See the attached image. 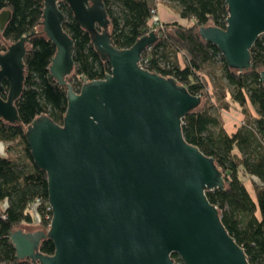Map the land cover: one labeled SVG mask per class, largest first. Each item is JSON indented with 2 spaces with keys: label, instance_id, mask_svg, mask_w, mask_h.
<instances>
[{
  "label": "water",
  "instance_id": "water-1",
  "mask_svg": "<svg viewBox=\"0 0 264 264\" xmlns=\"http://www.w3.org/2000/svg\"><path fill=\"white\" fill-rule=\"evenodd\" d=\"M60 1L110 67L78 91L67 82L74 43ZM224 1L225 27L200 26L198 34L240 72L250 68V48L264 33V0ZM43 5L42 31L55 46L48 70L66 87L67 106L61 124L39 115L26 127L31 157L46 172L51 218L45 230L9 233L15 257L32 264H176V253L183 264H254L207 199V190L224 187L221 170L182 134V118L200 96L139 64L158 35L151 30L119 49L103 0ZM10 16L0 11V31ZM27 40L0 52V118L7 122L19 121ZM259 78L264 85V69ZM46 238L52 254L38 249Z\"/></svg>",
  "mask_w": 264,
  "mask_h": 264
},
{
  "label": "trees",
  "instance_id": "trees-1",
  "mask_svg": "<svg viewBox=\"0 0 264 264\" xmlns=\"http://www.w3.org/2000/svg\"><path fill=\"white\" fill-rule=\"evenodd\" d=\"M114 1L116 12L109 7L111 0H103L110 19L111 41L116 48H129L147 33V22L155 7L150 0ZM167 1L179 19L163 24L160 36L149 50L142 52L141 58H148L147 70L172 76L191 94L200 96V104L182 118L183 137L214 158L223 174L224 187L207 190V199L216 206L222 224L243 248L248 260L264 264V142H261L264 85L259 78V72L264 69V35L250 48V68L239 72L228 67L219 49L198 34L200 26L225 27L228 12L224 0ZM43 6V0H0V11L11 12L0 31V52L28 35L23 89L15 102L19 121L0 118V142L8 145L6 155L0 156V202H6L4 210L0 207V264H32L29 259L15 257L9 233L32 221L28 208L33 202H41L36 208L41 228L45 229L51 218V210L46 209V172L34 163L26 140V127L34 118L46 115L61 124L67 106L66 87L52 78L48 70L55 46L42 31ZM58 6L64 14L63 29L74 43V67L67 82L77 91L83 82L103 78L110 67L94 49L90 33L75 21L67 4L60 1ZM178 53L187 56L183 67L179 65ZM216 57L221 61V76H215V85L209 93L199 74L211 71ZM3 84L6 86L7 82ZM232 103L243 113V123L228 134L211 107L228 110ZM249 105L256 116H252ZM16 146L20 148V158L9 150ZM241 175L250 177V188L243 183ZM38 249L52 254L54 244L49 238L42 239ZM171 258L176 264H183L176 253H171Z\"/></svg>",
  "mask_w": 264,
  "mask_h": 264
},
{
  "label": "rangeland",
  "instance_id": "rangeland-1",
  "mask_svg": "<svg viewBox=\"0 0 264 264\" xmlns=\"http://www.w3.org/2000/svg\"><path fill=\"white\" fill-rule=\"evenodd\" d=\"M153 4V6L156 8L158 4H164L167 8L173 11H175L172 7V5L169 4V2L167 0H150ZM109 7L110 9H112L113 11H118V7H117V3L114 1V0H111V2L109 3ZM159 20L162 21V23L164 24L165 21H168V20H171V19H162L160 16L158 17ZM177 18V17H176ZM173 20V19H172ZM161 34V33H160ZM158 35V34H156ZM264 35L263 34H260L259 36H262ZM160 36V35H159ZM177 59H178V62H179V65L180 67H183L187 61V56L182 54V53H178L177 54ZM221 68H222V65H221V61L219 60L218 57H216L214 59V63L212 65V68H211V71H203L199 74L200 78H201V81L204 82V84L206 85V88H207V91L209 93L212 92V87L215 85V76H221ZM70 76V75H69ZM68 76V77H69ZM67 77V78H68ZM222 82L224 83L225 81L222 80ZM213 100V98H212ZM249 109H250V105H249ZM251 111V110H250ZM211 112L218 116L220 118V121L222 122V126H223V119L222 118H233L235 116H237L240 114L243 116V113L236 107V105L234 103L231 104V106H229V109L228 110H221V111H217L215 109L214 106L211 107ZM252 114V113H251ZM253 116V115H252ZM243 123V122H242ZM241 123V124H242ZM240 124V125H241ZM239 125V126H240ZM4 145H2V148L4 149V151L6 152V147L8 145H6V143H3ZM19 146L17 147H13V148H9V150L11 152H14L15 155L17 156V158H20V154H19ZM242 176V175H241ZM241 179L243 180V178L241 177ZM244 181V180H243ZM248 188H250V185H249V182L247 180H245L243 182ZM38 205L34 206V205H30V207L28 208L29 209V212L30 210L33 211V213H30L31 215V222L30 223H23L19 226L20 229H22L23 231H34V230H38V229H43L41 228L39 225H40V222H41V219H40V216L38 215L37 211H36V208H37ZM4 207V206H3ZM4 209V208H3ZM49 225V224H48ZM48 227V226H47ZM46 227V228H47ZM45 228V229H46ZM43 229V230H45Z\"/></svg>",
  "mask_w": 264,
  "mask_h": 264
},
{
  "label": "crops",
  "instance_id": "crops-1",
  "mask_svg": "<svg viewBox=\"0 0 264 264\" xmlns=\"http://www.w3.org/2000/svg\"><path fill=\"white\" fill-rule=\"evenodd\" d=\"M158 15L162 18V19H173V20H178L179 19V15L176 11H173L169 8H167L164 4H158L157 7L155 8ZM177 17V18H176ZM164 19V20H165ZM168 20V21H171ZM165 21V22H168ZM250 110L253 116H256L255 110L253 107L250 106ZM223 119V128L224 130L228 133L231 134L233 132H235V130L239 127V125L243 122V116L240 114L233 117V118H222ZM2 145H4L2 142H0V156H5L6 152L4 151V149L2 148ZM243 178V180H247L249 182L250 177L249 176H241ZM243 181V182H244ZM250 195L252 196V198H254V194L251 192ZM6 202L2 201L0 202V207L1 209H3V206ZM4 210V209H3ZM30 213H33L32 210H30ZM256 216L259 218V214L256 213Z\"/></svg>",
  "mask_w": 264,
  "mask_h": 264
},
{
  "label": "built area",
  "instance_id": "built-area-1",
  "mask_svg": "<svg viewBox=\"0 0 264 264\" xmlns=\"http://www.w3.org/2000/svg\"><path fill=\"white\" fill-rule=\"evenodd\" d=\"M158 17H159V15H158L156 9L153 8V9L151 10V17H150V19H149L148 22H147V25H148V31H147V32L153 30V31H154L156 34H158V36H159V35H160V29L163 27V23H162L161 20H159ZM150 48H151V47H150ZM150 48H148L147 50H149ZM147 59H148L147 57H145L144 59L141 58L139 64L145 67V64H146V62H147ZM79 89H80V87L78 88V90H79ZM78 90H77V91H78ZM261 142H264V139H261ZM40 203H41V202H40L39 200H36V201L33 202L31 205L36 206V205H39ZM5 207H6V203L4 204V207H3V208L5 209ZM46 209H47V210H50V207H49L48 204H47Z\"/></svg>",
  "mask_w": 264,
  "mask_h": 264
}]
</instances>
